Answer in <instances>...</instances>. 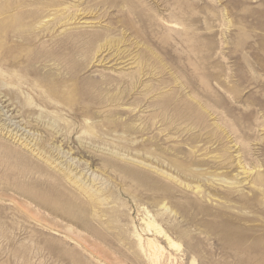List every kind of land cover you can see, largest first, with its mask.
<instances>
[{"label":"rangeland","instance_id":"1","mask_svg":"<svg viewBox=\"0 0 264 264\" xmlns=\"http://www.w3.org/2000/svg\"><path fill=\"white\" fill-rule=\"evenodd\" d=\"M0 264H264V0H0Z\"/></svg>","mask_w":264,"mask_h":264},{"label":"bare ground","instance_id":"2","mask_svg":"<svg viewBox=\"0 0 264 264\" xmlns=\"http://www.w3.org/2000/svg\"><path fill=\"white\" fill-rule=\"evenodd\" d=\"M148 226H150V227L151 226L156 227L158 229V232L160 234H162V229H160L157 226V224L155 223V220H153V218H151V217L148 220ZM163 236H164L165 240L167 241V243L171 247L178 246V244L176 243V241H174L171 237H169L166 234H163ZM138 242H139V244L141 246H144L141 237L138 238ZM146 246H147V249L149 250L150 255H152L155 258V260H157V261L160 260L162 258V256L165 255V250H166L165 247L161 243H159L158 240L155 239V238H149L147 240ZM172 256L173 255L171 253H169L168 258L172 259Z\"/></svg>","mask_w":264,"mask_h":264}]
</instances>
